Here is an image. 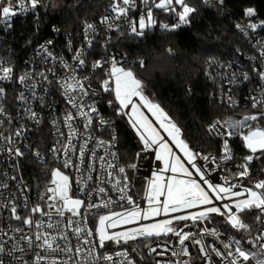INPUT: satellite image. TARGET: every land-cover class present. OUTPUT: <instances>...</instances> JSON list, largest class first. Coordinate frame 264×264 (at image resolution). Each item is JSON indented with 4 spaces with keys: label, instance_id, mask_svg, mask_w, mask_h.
<instances>
[{
    "label": "snow or ice",
    "instance_id": "snow-or-ice-1",
    "mask_svg": "<svg viewBox=\"0 0 264 264\" xmlns=\"http://www.w3.org/2000/svg\"><path fill=\"white\" fill-rule=\"evenodd\" d=\"M204 2L208 3L209 0ZM218 2L223 4L224 0H218ZM41 3L42 0H15V3L13 0H0V24L11 28L13 17L30 10L35 12ZM140 3L144 5V10L139 14L138 19H133L129 13L139 9L137 0H112L110 11L114 13V16H104L100 23L106 24L109 31H120L121 25L127 24L130 34L143 37L146 30L157 24L153 8L174 13L178 18L179 22L175 25H160L166 31H174L181 25L189 24L191 15L197 11L187 0H158V2L140 0ZM176 6H179L180 10H177ZM255 14V9L252 7L244 10V15L249 18L246 28L252 31L264 27V21L251 22L250 18ZM236 28L247 35L245 26L236 24ZM96 31L95 24L85 22L86 38L89 33H96ZM51 43L52 41L47 42V44ZM91 44L92 40L89 39L88 45L91 46ZM40 47L44 53L42 57L44 62L49 59L56 60L46 45ZM167 51L172 54L171 48ZM259 55L264 63V49ZM73 60L75 65H69L62 58L59 61L68 75L57 80L56 84L61 90L68 109L62 117H53L51 121L56 134L63 139H57L56 144L59 147L54 145L50 151L53 159H60L61 155L63 159L61 167L51 170L49 186L40 195V199L44 202L43 206L37 203L30 207V201L26 195L20 202V197L9 189L7 182L8 180L17 181L18 177L9 176L8 173L0 174L3 177L0 178V216L3 210H6L9 213V221L19 222L16 226L11 223L0 225V264H136L129 249L123 247L124 245L169 234L177 238L180 246L179 252L172 251L171 255L189 257L175 264H191L192 253L189 250V243L203 257L204 264H212L210 252L220 259L221 264H249L250 261L254 264H264V180L256 181L252 187L232 184L226 177L223 184L213 183L206 175V172L210 170L196 163L200 153L189 147L182 138L181 128L168 113L144 94L143 82L133 70L121 66L114 56L109 60H97L91 64V69L94 73L97 70L104 73L99 84L100 90L112 97L107 101L108 105L113 108L116 116L128 118L129 124L135 130L142 145L141 151L136 153V158L139 159L142 154L151 152L154 154V160L162 165L157 170H153L151 177L147 179V188L143 197L147 206L142 207L129 194V178L126 174V168L137 169V164H119V153L113 150L117 141L113 121L101 114L95 100L89 99L98 95L96 89H93L89 83L90 77L79 75V72L87 66L85 50H78ZM211 63L210 60L209 64ZM106 64L109 65L107 68ZM139 64L141 68L145 66L143 60H140ZM253 71L257 73L261 81H264V70L254 68ZM49 73L55 75L50 68L39 72L33 68L16 76L15 82L27 88L33 100L43 103V97L36 94L38 87L36 81L39 78L41 85L50 84ZM13 76V67L5 66V62L0 60V81H12ZM243 79L245 81L249 79L247 73L243 74ZM43 90L47 92V89ZM6 95L5 88L0 87V154L6 152L10 159L23 158L25 149L30 147L23 144L29 129L25 124H19L15 128L9 127L5 134L4 125L12 124V118L4 104ZM16 99L23 105L22 111L26 118L39 125L41 116L31 107L25 93L21 91ZM248 99L251 108L257 111H246L240 119L231 122L216 120L208 128L210 134L214 133L223 138L221 156L223 162L233 159L229 146V138L233 136H239L244 147L251 153L244 157L242 164L237 165L238 171L234 173L237 179L248 177L249 164L253 159L264 157V92L259 97L250 96ZM228 100L230 107L237 106L231 96ZM144 109L150 113L152 119L145 114ZM77 120L82 122V129L75 124ZM61 127L66 128L67 133L61 131ZM105 131H110L111 138L108 140L103 139L102 135H96ZM81 140L77 147L74 141ZM90 142L93 143L92 148H89ZM173 145L182 156L173 151ZM98 149H103L104 154L98 155ZM33 154L41 158L39 151ZM73 156H76L75 160ZM145 158H147L146 155ZM202 159L205 162L211 159L213 164L216 163L215 157L210 158L204 155ZM86 160L88 163L85 168ZM62 168H74L77 173H80L75 183L78 186L77 191L88 197L87 201L74 195L73 180L62 171ZM94 172L104 175L102 177L98 174L94 177ZM194 174L198 179L194 178ZM93 180L100 184H110L112 190L119 193V200L126 202L129 207L123 211L111 210V205L115 203L111 197L100 203L94 202L93 196L101 194L107 196L108 190L105 187H93L90 184ZM237 188L241 190H235ZM5 191H8L9 195L5 196ZM17 191L22 194L30 191L23 186L22 177L17 184ZM100 208L109 209V211L98 215L94 229L82 226L87 223V217L82 213V209L85 213H90L92 209ZM53 214L59 217L55 222L52 220ZM213 214L224 217L231 229L246 233L250 238H230L227 242H221V246L206 244L204 242L206 236L210 235L218 239L219 233L215 228H201L199 224L210 220ZM246 214H249L248 218L254 220L258 228L255 236L251 235L254 225L245 221ZM161 215L169 218L156 220L153 223H142ZM45 217L47 220L44 219ZM62 221L66 222L61 227ZM180 222L185 223L181 227L174 226ZM132 224L137 226L124 227ZM192 228H196L197 231H185ZM49 229H55V234L48 231ZM69 231L77 240L75 245L71 242ZM60 241L64 242L63 245ZM167 243L166 241L165 244ZM110 244L117 246L120 250L110 252L108 250ZM244 244L251 245V248L244 247ZM145 247H149L150 252L158 256H164L169 251L168 247H164L158 252L157 248L161 247L159 244L156 247L150 245ZM101 249L104 251L101 252ZM135 251L133 247L131 252ZM156 264H164V262L158 260ZM168 264L173 262L169 261Z\"/></svg>",
    "mask_w": 264,
    "mask_h": 264
},
{
    "label": "built area",
    "instance_id": "built-area-1",
    "mask_svg": "<svg viewBox=\"0 0 264 264\" xmlns=\"http://www.w3.org/2000/svg\"><path fill=\"white\" fill-rule=\"evenodd\" d=\"M46 1L47 0H42L41 5L35 10V12L30 10L27 13H20L17 16L13 17L11 20L12 23L11 28H7L3 24H0V60L5 62V66H12L14 69V76L12 81H0V87H4L7 93L6 98L4 100L5 108L12 118V124L10 126L8 124H5L4 131L5 134H7L9 127L15 128L19 124H25L29 129V131L26 133L27 139L23 140V144L30 146L29 148L25 149V155L23 158L10 159L6 152L0 154V174L8 173L9 176L16 175L18 177L17 181H11V180L7 181L9 184V189L13 192H16V195L20 197V202L23 201L24 195L28 196L30 201L29 204L30 207L34 206L37 203L43 206L44 202L40 199V195L44 193L46 188L49 186V181L51 179L50 176L51 170L56 167H61V161L63 159V156L61 155L60 159H53V155L50 149L54 145L59 147V145L56 144L57 139H63V138L58 137V135L56 134V129L53 128L51 121L53 117H62L63 113L68 109V106L65 103V99L62 96L61 90L57 86L56 81L63 79L66 75H68V72L64 68H62L59 62L60 59L62 58L69 65H75L73 56L78 50H85L87 56V61H86L87 66L82 71L79 72V75L81 77L82 76L90 77L89 83L91 84L93 89H96L98 95H96L95 97H90L89 99L95 100L96 106L99 108L101 114L106 119H110L113 121L115 135L117 136L116 146L115 149L113 150L119 153L120 156L119 164L125 165L122 162L121 149L119 144L118 122L121 119V117L116 116L113 111V108L110 107L107 103V101L112 97L108 93L102 92L99 88L100 80L104 77V73L100 70H97V72L94 73L91 69V64L97 60H109L111 57L114 56L116 60L119 61L120 65L126 66L128 62L127 57L114 49V42L117 35L122 31L126 32L130 36L133 35L130 34L127 24H122L120 27V31H115V30L109 31L106 24H101L100 20L102 17L114 16V13L109 11L108 13L101 16L97 21L91 22L92 24L96 25L97 31L96 33H89L87 38L85 37V33H84L85 25L78 33L63 32L57 27H52L49 36L44 38L39 43H37L34 47L29 48L22 57V59L19 61V63L16 64V62H14L13 59L15 51L11 46H9V42L13 39V35H14L13 21L16 18H26L29 16L36 15L40 9H44L47 6ZM199 1L210 8L224 7V2L223 4H220L218 0H209L208 3H205L204 0H199ZM13 2L15 3V0H13ZM156 2H158V0H156ZM137 3L139 5V9L129 13L130 17H132L133 19H138L139 14H141V12H143L144 10V5L140 3V0H137ZM176 7L178 10L179 6ZM157 12L162 14L168 13L163 10L153 8V15ZM250 20L251 22L254 23L260 22V20L254 18H250ZM178 22H179L178 18L176 17L172 20V22H168V23L162 22L160 23V25L168 24L169 26H172L177 24ZM248 23H249V19L247 20L241 19L236 23L245 26L247 35H245L244 32L240 31L237 28L236 31L241 37V39L244 40V42H246L248 49L237 51L236 54L232 56L210 58L206 62L203 72L205 79L213 86L211 99L221 106L228 107L231 110H236L238 113H240L239 116L237 115L233 117H228L227 120L230 122L240 119L242 114L246 111L247 112L257 111V109L251 108V103L248 98L250 96L259 97L261 93L264 92V81H261L257 73L253 71L254 68L264 70V63H262V60L259 55L260 51L264 49V27L258 28L256 31H252L251 29L246 28V25ZM160 25H158L157 22L156 26H160ZM155 27L146 30V32L153 30ZM89 39L92 40L91 46L88 45ZM48 41H52V43L47 44ZM41 45L47 46V48L52 52L53 56L56 57L55 61H52L51 59L47 60V62L43 61L42 57L44 56V53L41 50L40 47ZM210 60L212 61L211 64H209ZM108 66L109 65L107 64L105 65L106 68ZM33 68L38 72L50 68L53 69L55 73V75L49 73V80L51 81L50 84L44 83L41 85L39 83V78H37L36 82L38 84V87L36 88V94L37 96L43 97V103H41L39 100H33L31 98V93L29 92V90L24 86L15 82L16 76L22 75L26 71H30ZM244 73L248 74L249 79L247 81L243 79ZM43 89H47V92L45 93ZM21 91H23L25 95L28 97L29 104L31 105V107L40 114L41 123L39 125L28 120L24 112L22 111L23 105H21L20 102L16 99V97ZM229 96H231L232 101L236 103L237 105L236 107L229 106L230 103L228 100ZM144 111L147 112L146 109H144ZM216 120L225 121L219 118L212 120L206 127L207 133H209L208 131L209 126L212 125ZM75 124L77 126H80L82 129V122L80 120H77ZM61 131L67 133L68 130L64 127H61ZM238 131L239 129H237V132ZM163 134L164 133L162 132V135ZM96 135L97 136L102 135V138L105 140L111 138L110 131H105L102 134L96 133ZM210 135L220 142L218 152L205 153L199 149L194 151H198L200 153V156L196 161L197 165L204 166L205 169L210 170L206 172V175L213 183L223 184L226 177L228 181L232 184L252 187L256 181L264 180V163L257 162L260 158L253 159V161L249 164L250 175L248 177L243 179H237L235 177L234 173L238 171L237 165L242 164L244 162V157L251 154L249 150L244 147L243 141L239 136H233L229 138V146L233 153V159L225 163L221 160L223 138L215 135L214 133H211ZM81 142L82 140L79 142L74 141V143L77 144V147H79V143ZM92 147H93V143L90 142L89 148ZM35 151H39L41 153V158H37L33 154ZM97 154L103 155L104 150L98 149ZM145 155L147 156V158H145ZM204 155H208L210 158L215 157L216 163L213 164L211 162V159L208 162H205L202 159ZM262 158L264 157H261V159ZM73 159L75 160L76 156H73ZM30 163L47 167L48 182L43 184L40 187V190H36L35 192H32L30 187L28 186L27 184L28 182L26 180L25 172H24V168L27 167ZM77 163H79V161H77ZM87 163L88 160L85 161V165H84L85 168L87 166ZM134 163L137 164V169L126 168V174L129 178V188H130L129 194H131L133 198L142 207H146L147 204L143 198L144 194L140 193V188L141 190L143 189L145 192L147 188V184L145 183L142 186L140 185V182L141 180L143 181L146 178H150L151 172L153 170H157L159 167H161V165L155 162L154 154L151 152L147 154H142L139 159L135 158ZM62 171L68 174L73 180L72 188L74 195L82 199H85L87 201L88 197L84 196L79 191H77L78 186L75 183V181L79 178L80 173H77L74 168L72 169L62 168ZM98 174L101 175L102 177L104 175L103 173L94 172L93 176L95 177ZM21 177L23 179V186H26L28 189H30V191H27L23 194L17 191V184ZM0 178L3 177L0 176ZM195 178L198 179V177ZM90 184L93 187L100 186V187H105L108 190L107 196H104L103 194L93 196L92 199L94 202L100 203L102 200H106L108 199V197H111V199L115 201V203L111 205V210L122 211L125 208L129 207L126 204V202L119 200V193L113 191L110 184H100L96 180H93L92 182H90ZM235 190L239 191L241 189L237 188ZM7 195H9V192L5 191V196ZM108 211L109 209L100 208V209H92L90 213H85L84 210L82 209V213H84V215H86L87 217L86 225H82V226H86L87 228H90L89 220H88L89 217L100 214H106ZM67 215L68 214H66V216ZM248 215L249 214L245 215V221L254 225L251 235L255 236L257 234L258 228L255 226V221L249 219ZM8 216L9 213L6 210H3V214L2 216H0V225H6L7 223H11L13 226H16L19 223L17 221H9ZM214 217L216 221L226 222L224 217H221L219 215H215ZM44 219L47 220V217H45ZM58 219L59 217L53 214L52 217L53 222H55ZM74 219H80V218H74ZM216 221L214 222L211 219L208 221H204L199 224V227L215 228L219 233V238L217 239L216 237L209 235L204 238V242L206 244H216L217 246H221V242H227L231 237L225 232H223V230L220 227V224L217 223ZM64 222L66 221L61 222V227L63 226ZM142 223L145 222L142 221ZM189 230L197 231L196 228L185 229V231H189ZM48 231L52 232L53 234H55L56 232L55 229H49ZM68 235L71 239L72 244L75 245L77 243L75 236H73L70 231ZM240 236L243 238H250L246 233H241ZM197 238L200 237L197 236ZM166 241L168 242L167 244H165ZM60 243L61 245H63L64 242L60 241ZM146 244L150 245L151 247H156L157 244L161 245L160 248H157L158 252L162 251L164 247L169 248V251L166 252L164 256H158L156 253L150 252V248L147 247L146 252L148 258L150 259L151 264H156L158 260L163 261L164 264H168L169 261L175 264V262L177 261L182 262L184 260L189 259V257H184L180 255L178 256L171 255L172 251L179 252L180 250V246L177 242V238L171 234H169L168 236H162L160 238L154 237L148 240ZM188 246L190 252L192 253L191 264H204V259L203 257L200 256L197 249L194 246H192L190 243ZM117 250L120 249H114L111 250L110 252H114ZM100 251L103 252L104 250L101 249ZM209 254L212 257V264H221L220 259L216 257L214 253L210 252ZM131 257L136 261V264H139L132 253H131ZM61 258H66V257L61 256ZM249 264H254V262L250 261Z\"/></svg>",
    "mask_w": 264,
    "mask_h": 264
},
{
    "label": "trees",
    "instance_id": "trees-1",
    "mask_svg": "<svg viewBox=\"0 0 264 264\" xmlns=\"http://www.w3.org/2000/svg\"><path fill=\"white\" fill-rule=\"evenodd\" d=\"M49 2L47 0V6L36 15L13 21L14 35L9 46L15 51L13 59L16 64L29 48L49 36L52 27L78 33L85 22H95L108 13L112 0L67 2L58 14L50 11ZM187 2L197 9L191 15L189 24L181 25L174 31L156 26L143 37L130 36L122 31L115 39L114 49L127 57L126 66L142 80L144 94L158 103L177 123L189 147L205 153H217L220 142L207 133V125L216 118L226 120L240 113L211 99L213 86L205 79L204 68L210 58L232 56L237 51L248 49L236 31V23L249 19L244 15L248 7L255 9L256 14L252 18L264 21V0H224L223 8H210L199 0ZM154 17L158 25L176 18L174 13L169 12H157ZM169 48L172 54L168 53ZM140 60L145 62L143 68L140 67ZM118 131L122 162L125 165L134 163L142 145L124 117L118 122ZM257 162L264 163V158ZM24 172L32 192L40 190L48 182L45 166L30 163ZM146 243L136 244L140 252L136 248L135 252H131L132 245L123 247L129 249L139 264H151L143 257ZM108 250L114 249L108 247Z\"/></svg>",
    "mask_w": 264,
    "mask_h": 264
},
{
    "label": "rangeland",
    "instance_id": "rangeland-1",
    "mask_svg": "<svg viewBox=\"0 0 264 264\" xmlns=\"http://www.w3.org/2000/svg\"><path fill=\"white\" fill-rule=\"evenodd\" d=\"M77 1H78V0H50V2H49V9H50V11L53 12V14H58L59 11L61 10V8L67 4V2H73V3H75V2H77ZM110 5H111V4H110ZM121 66H123V65H121ZM123 67H125V68H129L128 66H123ZM130 69H131V68H130ZM146 111H147V110H146ZM145 114L148 115L150 119H152L150 113L145 112ZM124 119H125L126 122L129 124V122H128V118H127L126 116H124ZM227 119H228V118H227ZM227 119H226V120H227ZM129 126L131 127L130 124H129ZM131 128H132V127H131ZM132 129H133V128H132ZM133 130H134V129H133ZM134 132H135V130H134ZM135 134H136V132H135ZM163 135H164V134H163ZM137 137H138V136H137ZM138 139H139V138H138ZM172 147H173V151H175V152L177 153V155H181V156H182V154L179 152L178 149L175 148L174 145H173ZM155 162L158 163V164H160V162H158V161H155ZM160 165H161V164H160ZM161 166H162V165H161ZM166 175H167V174H166ZM194 178H195V176H194ZM147 179H148V178L144 179L143 181L141 180L140 185L143 186L145 183L147 184ZM140 193L144 194V190H143V189L141 190V188H140ZM122 211H123V210H122ZM215 215H216V214H213L212 217H211V220H213L214 222L216 221V220H215V217H214ZM97 218H98V215H95V216H91V217H89L88 220H89V226H90V228H93V229H94V227H95V222L97 221ZM166 218H169V217H165V216L161 215L160 217H156V218H154L153 220L144 221V222H145V223H153V222H155L156 220H162V219H166ZM216 222L220 224V227H221V229L223 230V232H225L226 234H228L231 238L242 239V237L240 236L241 233H240V232H237V231H235V230H233V229H231V227H230L226 222H222V221H216ZM184 223H185V222H180L178 225H175V224H174V226H176V227H181ZM124 227H136V225H135V224H132V225L124 226ZM152 238H154V237H152ZM152 238H149V239H147V240H143V239H141V240L133 241V242H130L128 245H132L134 248L137 249V251L140 252L141 250H139V249L136 247V244H138V243H140V242H142V243H143V242H148V240H150V239H152ZM124 246H125V245H124ZM243 246L246 247V248H251V245H249V244H244ZM108 247L111 248V249H119L117 246H115V245H111V244H110ZM252 250H253V251H256V249H252ZM141 256H142V254H141ZM143 257H144L146 260L150 261V259L148 258L147 252L143 254Z\"/></svg>",
    "mask_w": 264,
    "mask_h": 264
},
{
    "label": "water",
    "instance_id": "water-1",
    "mask_svg": "<svg viewBox=\"0 0 264 264\" xmlns=\"http://www.w3.org/2000/svg\"><path fill=\"white\" fill-rule=\"evenodd\" d=\"M146 245H148V244H146ZM145 250H147V247H145Z\"/></svg>",
    "mask_w": 264,
    "mask_h": 264
},
{
    "label": "crops",
    "instance_id": "crops-1",
    "mask_svg": "<svg viewBox=\"0 0 264 264\" xmlns=\"http://www.w3.org/2000/svg\"><path fill=\"white\" fill-rule=\"evenodd\" d=\"M235 131H237V129H235Z\"/></svg>",
    "mask_w": 264,
    "mask_h": 264
}]
</instances>
